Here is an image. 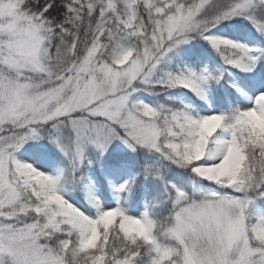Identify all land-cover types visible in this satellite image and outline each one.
Returning <instances> with one entry per match:
<instances>
[{"label": "snow or ice", "instance_id": "1", "mask_svg": "<svg viewBox=\"0 0 264 264\" xmlns=\"http://www.w3.org/2000/svg\"><path fill=\"white\" fill-rule=\"evenodd\" d=\"M0 264H264V0H0Z\"/></svg>", "mask_w": 264, "mask_h": 264}]
</instances>
